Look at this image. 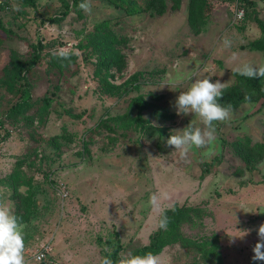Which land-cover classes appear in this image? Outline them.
Returning a JSON list of instances; mask_svg holds the SVG:
<instances>
[{
    "label": "rangeland",
    "instance_id": "1",
    "mask_svg": "<svg viewBox=\"0 0 264 264\" xmlns=\"http://www.w3.org/2000/svg\"><path fill=\"white\" fill-rule=\"evenodd\" d=\"M246 1L0 0V264L45 245L57 264H124L173 204L211 252L137 264H264V153L245 166L231 149L263 140L264 107L246 90L222 106L233 72L264 90V0Z\"/></svg>",
    "mask_w": 264,
    "mask_h": 264
},
{
    "label": "trees",
    "instance_id": "2",
    "mask_svg": "<svg viewBox=\"0 0 264 264\" xmlns=\"http://www.w3.org/2000/svg\"><path fill=\"white\" fill-rule=\"evenodd\" d=\"M112 1V0H111ZM118 0H113L112 5H116L115 2ZM241 2H246V0H241ZM66 3V2H65ZM67 5V4H65ZM149 6V3L146 4ZM152 6V5H150ZM149 6V7H150ZM125 11L129 13H133L135 9L127 5ZM259 31L260 35L258 38L252 40L249 44L250 49H259L264 52V40H261L262 37H264V25L259 23ZM120 54L115 53L113 51L107 52V56L102 58L99 62V67H97V70L105 69L107 64H118L120 59ZM119 67V65H116ZM233 75L236 80V84L234 87L238 89L237 92L232 90L231 98L228 95L226 102L225 100L222 101V106L225 107H232L238 105L239 102L252 100L254 98H249L247 96H244L245 90L249 94L254 93L256 95H259L258 98L254 100L253 103L259 102V107L255 109V111H261V109L264 107V90H259V86L256 85L253 78H250L251 76H248V74L240 73V72H233ZM233 87H230V89ZM229 90V87L223 88L221 91H227ZM220 91V92H221ZM23 101H26L28 98L27 91L21 90V93L19 95ZM44 101L47 103L48 99H44ZM264 113V112H262ZM248 114L244 115L242 119H245V117ZM264 122V117L263 120ZM263 134H264V124H263ZM264 136V135H263ZM251 137L249 135H241L238 136L237 140L233 143H231V149L234 154H237L240 156L242 162L245 166H247L248 162H254L261 154L264 153V138L262 141L253 142V144L250 145ZM29 195V194H27ZM193 208L186 205H176L173 204L169 206L168 208L162 209L158 216H157V226L156 228L148 235V240L145 244L141 245L140 247L134 249L130 255L123 260L124 264H137L140 260L149 257L154 256L158 254L162 248H164L167 245L173 244V243H179L180 245L184 246H191L198 249L202 254L203 257L206 256V254L210 253L211 250L206 248V241L202 240H192L190 238L185 237L181 234L180 226L182 223H184L187 220H191L193 213ZM194 216H197V214H193ZM26 221L25 219H15L14 223L17 222ZM116 255V250H113L111 253L112 261H110L109 264H118V260Z\"/></svg>",
    "mask_w": 264,
    "mask_h": 264
},
{
    "label": "built area",
    "instance_id": "3",
    "mask_svg": "<svg viewBox=\"0 0 264 264\" xmlns=\"http://www.w3.org/2000/svg\"><path fill=\"white\" fill-rule=\"evenodd\" d=\"M234 16L237 19H241L243 17V10L241 8H236L234 10ZM48 248L45 246H43L42 248L38 249L35 253H34V259L36 261L37 264H57L55 262H51L49 261L45 254L47 252Z\"/></svg>",
    "mask_w": 264,
    "mask_h": 264
}]
</instances>
